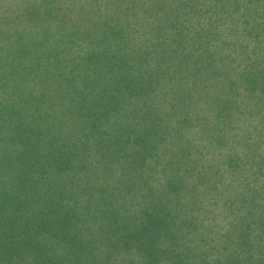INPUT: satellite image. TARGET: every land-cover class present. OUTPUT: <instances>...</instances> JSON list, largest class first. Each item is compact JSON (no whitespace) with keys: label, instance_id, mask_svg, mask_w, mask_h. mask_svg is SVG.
I'll use <instances>...</instances> for the list:
<instances>
[{"label":"trees","instance_id":"1","mask_svg":"<svg viewBox=\"0 0 264 264\" xmlns=\"http://www.w3.org/2000/svg\"><path fill=\"white\" fill-rule=\"evenodd\" d=\"M220 1L117 0L114 20L131 18L154 40L143 43L132 22L120 21L105 25L106 46L97 41L92 52L79 26L91 27L89 14L101 9L75 13L60 0L49 14L26 8L43 28L56 23L47 34L62 47L47 56L68 68L35 100L22 98L13 68L0 76V168L11 160L20 171L11 179L0 172L8 211L0 213V264H264V65L246 63L249 50L264 48V0H231L229 9ZM223 21L233 26L222 29ZM49 91L59 103L55 131L32 126L28 114ZM234 127L243 129L249 157L232 151ZM22 133L31 142L23 149ZM23 163L55 199L51 219L43 207L24 211L37 241L29 254L14 237L22 231ZM235 171L245 213L231 205L224 179ZM28 185L36 194L37 178ZM116 203L128 211L121 228Z\"/></svg>","mask_w":264,"mask_h":264},{"label":"rangeland","instance_id":"2","mask_svg":"<svg viewBox=\"0 0 264 264\" xmlns=\"http://www.w3.org/2000/svg\"><path fill=\"white\" fill-rule=\"evenodd\" d=\"M61 1H64L63 3L65 4H69L70 2L74 6L75 13H79L80 11H82L83 8H86V9L91 8L93 10L101 9L102 11L101 14H89V17H91V20L94 19L95 21V22H89V23L91 27L92 25L93 27L95 26L94 29L96 30V33L92 32V29H90L91 27L80 28L79 26V31L82 37L85 39L86 42L89 43V46H88L89 52H92L91 50L92 46H95V44L96 45L98 44L97 45L98 47L100 45L99 42L101 41H103L102 45L106 44L105 38L107 37L105 36L106 34L103 33L104 31H106L105 25H107V27H109L110 30H113L115 25H117V23L120 21L128 20L129 22H132L131 18H124V19L121 18L119 21H115L114 18L116 17L111 16L113 7L117 3V0H60V2ZM246 1H241L242 5L244 7H248V9L250 10H254L253 6H255V2H246ZM220 2L225 4L224 8L229 9L230 6L235 1L221 0ZM58 3H59V0H0V76L2 74L3 75L6 74L13 68L12 69L13 72L10 75V77H16L17 79L22 80L21 82L22 98H24V96L28 97L31 94V98L35 100L36 94L46 93V91H43L44 86H52L53 87L52 90H54V86H56V83L58 81V76H57V74H59L58 68L59 67L63 68V71L68 68L67 64H59L58 61L56 63L53 57L48 58L47 56L49 52L54 53L56 50H59V48L62 47L61 45H59V42L54 41L55 35L50 34L49 36L47 34L48 32L54 29L56 23H54L51 28L49 27L43 28V26L39 24V20L37 18H34L32 15L27 16L25 13L27 11H30L29 9H26L28 7L34 11H36V8H37V10L45 14H49L50 12L54 11L55 8H57ZM19 17H22V18H19ZM221 18H224L225 20H229L230 16L226 15L225 13H222ZM175 20L176 18L173 21L175 22ZM232 24H233L232 21H230V23L223 21L220 23V27L224 29V28H227V26H233ZM133 26L135 27L137 31V35H138L137 39H140L143 43H146L147 45L148 43L153 42L154 35L145 32V30L147 29L146 26L144 25L141 26L140 23L138 25H134V24L131 25V27ZM170 31L171 30H166V33L168 34V32ZM260 39H262L263 41L260 42L258 45L264 46V37H260ZM97 41L99 42L96 43ZM183 43H185L184 40H183ZM250 44L253 45L254 41L250 40ZM77 51L78 50L74 52L76 53ZM249 51L251 55L247 58L246 63H252L253 65L252 68H254V63L258 61V66L260 67L263 66L264 65V48H262L261 50H257V52L259 51L258 54L252 52V50H249ZM11 56L15 58L14 62L12 58H10ZM154 56L156 57L157 55L155 54ZM164 61H168V60L166 59ZM14 68H18L19 70H15ZM20 72H22V78L18 75V73ZM218 75H222L221 72ZM223 76L226 77L227 74H223ZM41 77H43V79H41ZM49 93H51L52 95L46 96L44 103L34 104V101L31 102L33 103V108L31 110V114L30 113L28 114L30 115V120H34V123L32 126L37 125L39 121V123L43 125L45 129H50L51 131H55V129L57 128L51 127V124L54 123V120L52 121L51 115L53 111H56V106L58 107L59 103L58 101H57L58 105L55 103L56 99L53 98V95H54L53 91L52 92L49 91ZM48 106L51 107V114L46 116L47 114L46 109ZM24 112H27V111L24 109ZM40 116H42V121L39 120ZM232 130L233 131H230V135L232 137L236 135L237 141L239 142L236 147L232 146V148L234 147L232 151H234L235 153L241 156H243V154H246V157H249L248 156L249 149L247 148L248 146L245 145L248 142L245 141V143H243V139H242V136H244L243 129L240 131L237 127H234L232 128ZM52 134H54V132ZM254 135L255 134H252V136ZM188 136L192 137L193 133L188 134ZM244 138H247V137L244 136ZM252 140L253 139L250 138L249 142H251ZM28 143H31V142L25 136H23V133H22V149ZM232 145H235L234 140H232ZM262 147L264 148L263 145ZM4 148H6V146ZM14 150L15 152L18 151L17 146L14 148ZM28 152L29 151H27L26 153ZM27 155H29L27 156V159L32 163L33 159L30 156H35V154L31 152L30 154H27ZM215 162H218V160H216ZM15 167H18V164L15 161L12 162L10 160L8 164L5 162V166L3 168H0V172H2V169H3L4 171H6L5 176L11 179V176L16 177V174L20 173V171L16 173L13 169H11ZM22 167H23L22 168V190H19L20 193L22 194V219L21 218L16 219V222L22 223V231H19V233L14 237H15V245L22 246L23 251H25L24 253L29 254L31 252V246L33 247V244L37 241H35V235L34 233L31 232V229L30 228L26 229L27 225H25L26 224L25 220H27L26 215H28L29 212H24V211L35 209V205L38 207H43L44 210L46 211L45 214L47 213L45 218L51 219L53 215L49 213L55 212L53 210L55 206V199L52 198V193L47 194L48 192H44L42 188H40L41 179L40 177L38 178L37 174H34L33 172H30V171H29L30 173H27V166L24 163L22 164ZM24 172H26L27 176L25 175ZM242 172H243V168L241 169V174ZM38 173L41 174L42 172H38ZM238 174L240 175V172L238 171H235L233 173L228 172L226 173L224 179L228 178V182L231 181L230 183L231 188L229 189V191L232 192L231 195L234 196V198H231L233 200L231 205H233L234 207H238L239 209H241L242 213H245L248 208V204H247L248 199L239 198L241 191L236 186L238 185V181L241 179V176H236ZM34 177L37 178V184L39 186V188H37L36 190L37 192L36 194L32 193L33 186L30 189L28 185V180L33 181ZM119 177L120 175L117 174V179H119ZM117 179L114 185L119 186L122 183V181L118 182ZM0 184L3 185L4 187V182L3 184L2 183ZM261 186H263L262 183L259 184V187ZM0 189L3 190V188H0ZM45 197L47 198V202H44ZM34 199H37L36 202ZM119 201H121V199ZM1 205L2 207L0 206L1 207L0 213L1 214L3 212L8 213V211L5 209L7 205L4 206L3 201L1 202ZM118 207L119 205L118 203H116V207L112 208V210L113 212L114 211L119 212L120 216H118L115 221H118L119 223L118 227L121 228L123 227V218L128 216L127 215L128 211L122 207H119V208ZM135 221L136 220H134V222ZM229 223H224L223 229L227 228ZM230 224L232 226V222ZM15 226L18 227V224L15 223ZM18 229L20 230V228ZM44 230H48V229H44ZM27 232H29L30 234L28 235ZM40 238L42 240V237ZM48 240L51 241V237H49ZM120 243L122 244L121 240H120ZM258 245L259 243H256V246ZM108 250L109 252H111V255H113L112 249L108 248ZM49 252L52 253V249H50ZM116 257L119 258L120 254H116ZM117 260L119 261V259Z\"/></svg>","mask_w":264,"mask_h":264}]
</instances>
